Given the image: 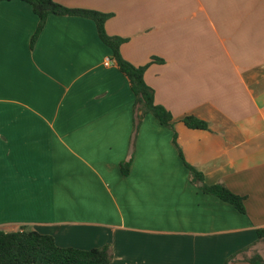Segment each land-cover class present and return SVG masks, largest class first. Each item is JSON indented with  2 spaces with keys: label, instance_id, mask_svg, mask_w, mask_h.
<instances>
[{
  "label": "crops",
  "instance_id": "obj_1",
  "mask_svg": "<svg viewBox=\"0 0 264 264\" xmlns=\"http://www.w3.org/2000/svg\"><path fill=\"white\" fill-rule=\"evenodd\" d=\"M59 2L112 14L107 35L147 65L172 129L146 114L131 147L134 96L91 20L49 15L30 50L31 6L0 2V231L109 246L110 264H223L246 247L234 264L264 259V0ZM186 165L243 197L245 214Z\"/></svg>",
  "mask_w": 264,
  "mask_h": 264
},
{
  "label": "trees",
  "instance_id": "obj_2",
  "mask_svg": "<svg viewBox=\"0 0 264 264\" xmlns=\"http://www.w3.org/2000/svg\"><path fill=\"white\" fill-rule=\"evenodd\" d=\"M13 1V0H0ZM31 6L32 11L38 18V23L30 38V50H33L36 41L45 25L49 15L81 17L91 20L95 26L98 38L111 51V60L115 63L118 71L128 80L130 90L134 96L133 104V131L131 147L144 115H152L160 125L171 128L172 115L154 101V91L145 83L144 74L146 66H134L124 60L120 55V47L126 39L107 35L105 23L112 14L101 13L95 10L68 8L62 5L60 0H18ZM163 61L153 57L149 64H161ZM183 123L190 129L208 130L206 122L193 116L183 118ZM172 142L175 147L176 136ZM180 156L182 157L180 151ZM132 155L128 160L120 164L121 172L127 175ZM190 174V181L202 192L213 195L218 199L232 205L239 213L245 214L244 198L232 193L224 185H207L202 173L195 168L186 165ZM258 240H264V229L256 230ZM250 247H246L230 255L223 264H234L239 256H246ZM111 248L102 246L90 250L58 247L54 239L49 235L40 234L27 226H22L16 232L5 233L0 231V264H110ZM248 264H264V259L259 255L250 258L244 257Z\"/></svg>",
  "mask_w": 264,
  "mask_h": 264
},
{
  "label": "built area",
  "instance_id": "obj_3",
  "mask_svg": "<svg viewBox=\"0 0 264 264\" xmlns=\"http://www.w3.org/2000/svg\"><path fill=\"white\" fill-rule=\"evenodd\" d=\"M110 64V60L107 58V59H105V61H104V65L105 66H108Z\"/></svg>",
  "mask_w": 264,
  "mask_h": 264
}]
</instances>
